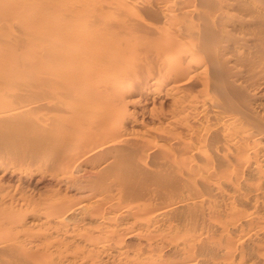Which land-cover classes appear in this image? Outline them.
Wrapping results in <instances>:
<instances>
[{
  "label": "bare ground",
  "instance_id": "6f19581e",
  "mask_svg": "<svg viewBox=\"0 0 264 264\" xmlns=\"http://www.w3.org/2000/svg\"><path fill=\"white\" fill-rule=\"evenodd\" d=\"M0 264H264V0H0Z\"/></svg>",
  "mask_w": 264,
  "mask_h": 264
}]
</instances>
